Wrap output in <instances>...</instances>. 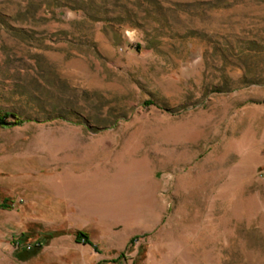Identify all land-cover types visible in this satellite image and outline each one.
<instances>
[{
  "label": "rangeland",
  "instance_id": "1",
  "mask_svg": "<svg viewBox=\"0 0 264 264\" xmlns=\"http://www.w3.org/2000/svg\"><path fill=\"white\" fill-rule=\"evenodd\" d=\"M45 182L64 264H264V0H0V194Z\"/></svg>",
  "mask_w": 264,
  "mask_h": 264
},
{
  "label": "crops",
  "instance_id": "2",
  "mask_svg": "<svg viewBox=\"0 0 264 264\" xmlns=\"http://www.w3.org/2000/svg\"><path fill=\"white\" fill-rule=\"evenodd\" d=\"M48 197V198H47ZM64 199L60 193L55 190L53 193L46 192V182L35 188L33 192L23 200L21 205L26 209L14 210L13 205L10 209L0 208V213L10 212L11 221L18 227L17 235L11 237V247L9 248L11 260L18 264H64L61 258L66 256L69 240L77 246H89L95 252L100 253L97 246L91 240L89 233L81 229V226L88 222L89 217H83L76 222V229L50 228L46 226V204L50 200L60 201ZM13 201V200H12ZM14 203V202H13ZM51 208L52 204H48ZM47 205V206H48ZM49 211L51 209L47 208ZM53 209V208H52ZM83 231L86 233L88 243H82L76 240L74 233ZM16 239V241L14 240ZM40 242L39 247L26 248L27 243L33 244ZM82 243V244H81ZM70 246V245H69ZM107 257L105 259H109ZM114 258V257H112ZM111 259V258H110ZM102 262L104 261L103 259Z\"/></svg>",
  "mask_w": 264,
  "mask_h": 264
},
{
  "label": "trees",
  "instance_id": "3",
  "mask_svg": "<svg viewBox=\"0 0 264 264\" xmlns=\"http://www.w3.org/2000/svg\"><path fill=\"white\" fill-rule=\"evenodd\" d=\"M12 205H13V201L10 198L5 197V196H2L0 194V208H2V209H10V208H12ZM74 235H75L76 240H78V241H80L82 243H88L89 244L85 232H83V231H76L74 233ZM133 240H134V238H131L128 241V245H131L132 242H133ZM32 245H33V247H39L40 246V242L33 243ZM123 257H124V253L122 251L116 257L111 258L109 260H104L103 263H113V264H116Z\"/></svg>",
  "mask_w": 264,
  "mask_h": 264
},
{
  "label": "built area",
  "instance_id": "4",
  "mask_svg": "<svg viewBox=\"0 0 264 264\" xmlns=\"http://www.w3.org/2000/svg\"><path fill=\"white\" fill-rule=\"evenodd\" d=\"M31 246H32V244H29V243H27V244L25 245L26 248H30Z\"/></svg>",
  "mask_w": 264,
  "mask_h": 264
}]
</instances>
